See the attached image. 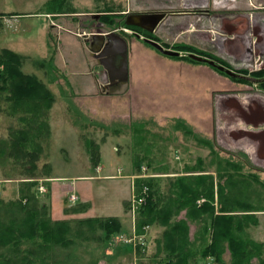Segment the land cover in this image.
I'll list each match as a JSON object with an SVG mask.
<instances>
[{
  "label": "rangeland",
  "instance_id": "rangeland-1",
  "mask_svg": "<svg viewBox=\"0 0 264 264\" xmlns=\"http://www.w3.org/2000/svg\"><path fill=\"white\" fill-rule=\"evenodd\" d=\"M49 1L0 0V49L9 40H15L14 49L23 57L20 66L22 72L35 75L49 89L51 81L58 78L60 83L58 91L55 87L51 91L54 106H58L59 118L51 119L49 124L52 130L49 134L41 132L38 138L40 156L35 168H29L30 163H24L21 154H11L13 147L7 146L0 152V200L7 202L4 197L12 196L21 185H24L21 190L27 189L23 194L28 192L30 188L27 183L34 181L32 192L36 199L34 201L32 198L31 201L34 207L44 203L51 217L52 183L53 186L55 184V202L58 201L60 206V182L65 185L92 183L94 180H81L74 176L105 174L110 179L101 181L102 185L92 190L95 189L96 194L100 195L108 193L105 208L115 215L122 212L124 199L135 193V186L131 187L128 179L131 177H124L132 173L131 166L135 160L148 162L147 167L151 168L148 172L159 175L153 179L163 193H167L171 183L180 176L190 175L188 177H195L191 179L195 180L200 177L198 175L210 173L216 184L224 183L226 177L222 175L230 173L233 174L232 183L237 184L235 189L232 187V194L237 193L235 197L250 203L253 208L251 213L256 219V224L250 225L242 235L256 242H264V90L253 83L257 81L255 79L240 83L207 63L159 54L137 38L134 29L126 23L139 9L191 10V3L202 12L209 10L208 13L212 15L210 20L214 22L216 19L211 10L216 7L213 2L217 1L218 11L224 14L225 28L230 31H224L221 40L212 42L209 39L204 45L194 43V47L223 59L233 71L241 69L251 72L264 69V0L253 3L251 0H60L59 8L51 7ZM125 6H129L126 17L120 13ZM108 10H111L109 16L112 21L103 23L102 16L98 14ZM53 11L74 14L64 16L65 22L62 24L65 29L73 30L78 35L83 31L95 32L101 23L104 31L117 30L115 32L126 40L131 57L134 51L127 82L109 85L108 76L95 59L99 71L96 76L97 89L91 96L88 91L84 93L82 86L88 85V78L84 74L92 67L81 56V47L76 43L73 45L69 37L65 38L68 34L60 33L57 38L54 32H50L51 21L45 14ZM171 19H165V26L158 34L162 39L159 42L165 48L174 49L177 44H185L183 31L186 24L180 22L178 28H170ZM134 39H140L142 43L135 46ZM167 43L173 46L165 45ZM238 43L239 48L234 47L231 52L228 46ZM143 47L158 56L147 55ZM59 48L60 62L57 63L51 56ZM238 52L242 55L240 58L235 56ZM181 53V56L185 55ZM137 55L145 57V62L139 61ZM76 59L80 62L73 64ZM64 62L68 65L65 66ZM204 67L213 69L224 78L216 77ZM6 96V91H0V125L9 126L11 120L7 115L13 114L17 116V121L13 123L19 126L18 118L22 113L9 108L4 100ZM108 139L111 140V151L115 158L118 160L120 157L115 163H111L114 161L109 157L112 152L101 153L100 150L101 144ZM243 149L246 153L241 152ZM91 152L98 154L97 159L92 158ZM101 161L103 169L99 167ZM227 161L240 165L241 169H233ZM107 162L118 168L112 169ZM118 169L121 170L119 174ZM60 176L68 178L60 181ZM40 186L45 189L43 192L39 190ZM1 188L4 191L9 189V194H3ZM72 189L67 194L61 192L64 199L62 205L79 202V193ZM82 191L87 194L90 189L84 186ZM21 192L19 189V200L22 198ZM73 194L77 197L74 203L70 200ZM203 201L204 198H201L198 203ZM28 202L27 198L22 199V203ZM127 205L124 203L127 217L122 225L126 234L132 225H136L135 215L129 216ZM185 212L183 210L181 214ZM198 224L191 222L189 225L190 237L199 236L196 234L200 228ZM151 228L148 233L153 232ZM154 229L157 231L154 237L160 238L163 228L155 225ZM100 233L97 231L96 234ZM115 237L104 245L100 240L78 238L68 249L73 253V264H155L151 256H143L144 253L137 248L139 243L127 246ZM9 246H3L1 250H7ZM111 247L117 252L112 251ZM60 253L62 255V250ZM118 253L124 255L122 260L113 259ZM226 259L228 262L229 258ZM253 262L257 264V259L254 258Z\"/></svg>",
  "mask_w": 264,
  "mask_h": 264
},
{
  "label": "trees",
  "instance_id": "trees-1",
  "mask_svg": "<svg viewBox=\"0 0 264 264\" xmlns=\"http://www.w3.org/2000/svg\"><path fill=\"white\" fill-rule=\"evenodd\" d=\"M49 5L59 8L60 0H50ZM110 13L111 10H108L100 15L103 23L112 21ZM128 26L146 38L157 40L152 33L136 25ZM174 50L184 52L185 55L178 57L190 62L202 63L189 57L188 54L193 53L227 67L223 59L191 45L177 44ZM20 66V55L8 49L1 51L0 91H6L4 100L9 108L22 113L18 118L19 126L14 130L12 141H15L16 146L12 148L14 152L11 154H21L22 161H28L29 168L33 169L40 156L38 138L42 135L41 132L49 134L50 131L46 118L53 97L44 83L35 75L22 72ZM212 68L227 75L216 67ZM240 73L246 77L232 79L247 83V76L254 77L264 90V69L251 73L241 70ZM29 144L32 145L31 150L27 147L28 150L25 151L24 146ZM91 154L92 158L97 159V153V156L94 152ZM143 162L145 161H133L137 171ZM228 164L233 169H241L238 164ZM188 176L190 175L177 177L167 193L160 191L159 184L153 178L136 179L137 193L144 185L149 188L145 202L137 212V233L142 234L145 226L163 227L161 237L156 238L155 251L146 254V257L151 256L155 264H255L254 258L257 259V264H264V242H256L242 235L250 225L256 224V219L251 213L253 208L250 203L235 197L237 193L232 194V187L235 189L237 185L232 183L233 174L222 175L226 177V184H215L210 173L198 175L200 177L195 180H191L195 177ZM33 182L27 183L30 188L28 192L23 194L27 189L21 190L20 200V197L7 202L0 200V211H3L0 212V264H73V253L68 249L78 238L100 240L104 245L113 235L122 231L121 221L117 217L75 219L74 225L69 220H52L44 203L34 207L31 201L32 198L34 201L36 199L32 192ZM23 198H27L29 202L22 203ZM201 198L204 201L198 203ZM86 206L85 203L77 202L68 210L77 213ZM183 210L186 212L179 217ZM191 222H197L200 226L196 232L199 236L195 235L194 238L189 235ZM97 231L101 233L98 235ZM3 246L9 248L2 251ZM227 251L230 254L228 262L224 258ZM207 258L210 259L209 263H206Z\"/></svg>",
  "mask_w": 264,
  "mask_h": 264
},
{
  "label": "crops",
  "instance_id": "crops-1",
  "mask_svg": "<svg viewBox=\"0 0 264 264\" xmlns=\"http://www.w3.org/2000/svg\"><path fill=\"white\" fill-rule=\"evenodd\" d=\"M253 1H255V0H251L252 3H253ZM213 3H214V6L216 5V7H213V9L211 10V14H213V16L216 19L214 22L210 20V18H211L212 15H210L208 13L209 10H205L206 12H202V10H201L202 14H199L198 13V14L195 15L192 12H190V10L185 9V11H188L190 14H187V15H184V16L180 15L178 17H172V19L170 21V24H169V27L170 28L171 27L172 28H178V26L180 25V22L181 23L185 22L186 28H185V30L183 32H184L185 44H187V45L195 46V44L198 45V44H202V43L204 45L209 39L212 42L218 41L219 39L221 40L222 39L221 37L224 36V33L223 32L224 31H227L228 32L230 30H226V28H225V22H224V19H223V17H224L223 15L224 14H222V13H220L218 11V9H217L218 8L217 7V5H218L217 1H214ZM128 10H129V6L128 7L125 6L124 8H122V11H120V13L123 14L124 17H126V15L129 12ZM174 10H182V9H174ZM194 10H197L198 11L200 9H194ZM154 11L155 12H160L161 10L160 9H149V8L148 9H139L136 12H133L134 14H132V15H146L148 13H153ZM197 11H196V13H197ZM101 14H104V13H99L98 15L100 16ZM45 15H47V17L50 18V21H51V23H50V28H51L50 32H54V34L56 35L57 38H59L60 33H63L64 32L65 34H68L65 38H68L69 37V39L72 41L73 45H74V43H76L77 46H80L81 47V56H84V59L87 60V64H89V66L92 67V68H89V70L86 71L85 74H84V76L86 78H88V85H83L82 86L83 87V90L82 91L84 93H85V91L86 92L88 91L89 92L88 95H90V96L92 94H95L96 89H97V87H96V76H97V73L99 72L98 71L97 64H96L97 63L96 62L97 59L92 54V52L88 49L87 42H86L87 41L86 37L83 34L78 35L77 32H75L73 30L70 31V29H65L64 26H63V24H62V22H65V20H64L65 18H63L64 16H73L74 14H72L70 12H65V13L64 12H49V13H46ZM220 15H222V17ZM57 17H60V19L62 18L63 20H60ZM136 21L139 23L136 26H138L141 29L146 30V31L149 32V30H147L146 27L149 26L150 21L146 17H142V18L136 19ZM66 22H69V21H66ZM234 22H237V21H234ZM234 22H233V24H234ZM200 23L202 24L201 26H199ZM237 23L240 24V22H237ZM233 24L231 25L232 28H233ZM164 26H165V20H163L161 23H159L156 26L155 30L150 31V33H152L157 38L156 41H158V42L162 40L161 37H160V35L158 33L161 31L162 28H164ZM79 29H81V28H79ZM139 40L140 39H134V43L133 44L135 46L137 44H141L142 42L139 41ZM175 41H177V40H175ZM14 42H15V40H9L8 42H6L7 43L6 46H4V47H2L0 49V53H1V51L3 49H8V50H11L12 52H14V53H16V54H18V55L21 56L20 52H18V50L14 49V47H15ZM144 43H145V45L147 44L146 42H144ZM163 43H166V42L163 41ZM148 45L149 44H147V46ZM165 45H169L170 47L173 46L172 43L171 44L167 43ZM149 46H151V45H149ZM151 47L153 49H155L160 54V51H158L153 46H151ZM234 47L239 48V43L238 44H233V45L231 44L230 46H228V48H229V50L231 52L234 49ZM143 48L147 52V55L148 54L149 55L152 54L154 56H158L155 52H152V51L146 49L145 47H143ZM167 48H169V47L167 46ZM127 49H128V47H127ZM169 49H171V48H169ZM129 54L130 53H128V74H129L130 68L132 67V64H133V61L131 59L134 58V51H133V56L132 57ZM165 56H167V55H165ZM235 56L238 57V58H240L242 55L238 52ZM47 57H49V54L48 53H47ZM168 57H170V56H168ZM22 58L23 57L21 56V61H22ZM51 58L53 59L54 62L55 61L57 63H58V61L60 62V48L57 50V52L55 54H53V56H51ZM159 58L161 59V57H159ZM137 59L139 61H144V62L146 60L145 57H143V56L139 57V55H137ZM79 62H80L79 59H76L73 62V64L79 63ZM64 65L67 66L68 63L67 62H64ZM204 68L208 69L207 67H204ZM153 70H155V69H153ZM208 70L210 72H212V74H214L216 77L224 78L221 75H219L216 71H213V69L211 70V68H210ZM142 71H143V69H142ZM139 72H140V68H138V73ZM57 79H56V81L53 80L54 82L51 81V83H50V89L47 87L48 86L47 84H44L45 87L50 92L52 91V89H54V87L57 88V91L59 90L60 83H58V80ZM52 92H51V94H52ZM53 106H54V102H52L50 108L47 110V115L48 116H47L46 120H48L47 122H48V125H49V129H51L50 128L51 125L49 124L50 120L51 119H54L55 117L56 118H59L58 115H57V113H58V106L56 105V106H54V108H53ZM59 108H60V106H59ZM262 112H264V111H262ZM262 114L264 115V113H262ZM7 116L11 120L9 126H4L3 127V126L0 125V152L3 151L7 146H9L11 148L12 147L14 148L16 146V143H15V141H12V138L14 136V130L16 128H18V126L13 123L14 120L17 121V116L15 117L13 114L12 115L9 114ZM0 117H2V116H0ZM109 139L106 140L103 144H101V146H100L101 153L103 151H104V153L105 152L106 153H109V151L112 152L111 151V148L112 147L110 146L111 140H109ZM31 146H32L31 144L24 146V150L25 151L28 150L27 147L30 148ZM238 150H241V149L239 148ZM241 152H245L246 153L245 149H243ZM111 154L109 153V155H110L109 157H110L111 161H112V159L114 161V162H111V163H115V162H117L120 159V157H118V160H117L115 158V155H114L113 152ZM106 159L108 160L109 158L106 157ZM111 163H108V164L111 166L112 169L118 168L116 166L113 167V165ZM145 164L146 163L143 162L142 163V166H144ZM99 167L101 169H103L102 161L100 162V166ZM131 168L133 170L132 173L128 174L126 177H131L132 178V179L131 178H128L130 180V186L132 187V185L135 184L136 179H138L136 177L137 176L139 177L140 174L143 175V172L139 173V170L137 171L135 169V166L133 165V163H132ZM150 169L151 168L147 167V173L148 174L145 177L155 178V177L159 176L157 173H154V172H151L150 173V172H148V170H150ZM119 171H121V170L118 169V171H117L118 174H119ZM104 175H97V176L94 175V176H90L88 174H78V175L74 176V178L81 179V180H88V181L94 180V182H92V183L86 182V183H78V184L73 183L72 185H65L64 183H61L60 182V206H59L58 201L55 202V196H54L56 194L55 193V189H54L55 184L53 186V183H52V189L50 190V196H51V200H52V204H51V208L52 209H51V212L50 213H51L52 220H60V221H62V220H69V221H72V223H74V220L75 219L117 217L121 221L122 225L124 226V221L126 220V217H127L126 212L124 211L125 210L124 203L125 204L126 203L128 204L126 206V208H128L127 209V212H128V214H129L130 217L132 216V213H131L130 207H129V205H130L129 204V201H130V197L131 196H129L128 199H124L122 212H120V214L112 215L111 214V211L108 208H105L106 207L105 204H106V199L108 197V193H104V194L100 195V194H96L95 189L92 190L95 187H97V188L100 187L102 185V182L101 181L110 179V178L105 177ZM67 178L68 177H62V176H60V179H61L60 181L65 180ZM5 179H9V178H5ZM7 186H9V185H7ZM22 186H24V185H21V187H17L15 189V191H14L15 193L12 194V196L6 197L7 195L6 196L4 195L5 196L4 197V200L5 201H10V200H13V199L18 198L19 197V189L21 191ZM84 186H88V189H90V192H91L90 195H89L90 192H88L86 194V192L82 191V189H83ZM131 187H130V193L132 192V188ZM72 188H75L76 189L77 194L79 193L78 194L79 197H80L79 203H81V204H84L85 203L87 205L86 208L83 211H80V212H77V213H72V212H70L68 210V209L71 208L72 205H67L66 206V205H62L61 204V203L64 202V199L61 196V192H64L65 194H67L69 192V189L70 190H73ZM1 190H2L1 192L3 194L4 193L5 194H9V189H8V191H6V190L4 191V189L1 188ZM130 195H132V193ZM98 196L99 197L101 196V197L99 198ZM103 198H104V200H103ZM100 200L102 201V203H100ZM59 209H60V211H59ZM98 210H101V212L98 213ZM182 216H183V214H181L179 217H182ZM154 226L155 225L149 226V228L144 233L143 240H144L145 246L144 247L143 246L137 247L139 250H141L142 253H144V255L145 254H147V255L148 254H152L155 251V244H156V241L157 240H156V237H154V236H156L154 234H156L157 231H156V229H154ZM150 227L153 228V229L151 228L153 232L148 233ZM134 228H133V225H132V229H130V232L128 234H131L133 232V229ZM135 230H136V228H135ZM124 231H126V230H124ZM124 231L122 230L121 232L125 233ZM127 246H131V245H127ZM146 248H147V250H146ZM112 249L113 248L111 247V250ZM108 251H110L109 248H108ZM114 252H117V251L114 250ZM123 256L124 255H121L120 253H118L117 256L116 255L113 256V259H115V260H120L121 259L122 260L123 259ZM229 256H230V254L227 251L224 254L225 260H227L226 258H229ZM102 258L109 259L106 256H102ZM208 261H210L209 258H207L206 263Z\"/></svg>",
  "mask_w": 264,
  "mask_h": 264
},
{
  "label": "water",
  "instance_id": "water-1",
  "mask_svg": "<svg viewBox=\"0 0 264 264\" xmlns=\"http://www.w3.org/2000/svg\"><path fill=\"white\" fill-rule=\"evenodd\" d=\"M193 3L190 4V8H197ZM197 10H190L193 14ZM173 13V12H171ZM168 15L163 12H153L146 15H131L129 21L125 22L127 24L137 25L139 24L136 19L146 17L150 24L146 27L147 30L153 31L156 26L161 23ZM137 37H140L138 33H135ZM144 41L156 48L162 54L178 57L181 55L179 51L166 49L157 41H154L149 38H144ZM87 46L92 54L97 57L99 60L100 66L105 70V73L108 76V84L116 85L118 83H125L129 79L128 74V49L126 40L121 37L116 32L104 31L102 28L97 29L95 32H91V35L87 37ZM190 58L195 61L205 62L210 66L216 67L220 71H224L230 77H242V75L237 74L229 68H226L223 65L217 64L214 60L202 57L193 53L188 54Z\"/></svg>",
  "mask_w": 264,
  "mask_h": 264
},
{
  "label": "built area",
  "instance_id": "built-area-1",
  "mask_svg": "<svg viewBox=\"0 0 264 264\" xmlns=\"http://www.w3.org/2000/svg\"><path fill=\"white\" fill-rule=\"evenodd\" d=\"M7 22L10 24L9 20ZM123 30L126 31V29H123ZM142 172H143V175H141V176H146L147 175L146 168L144 166L142 167ZM39 190L41 192H43L45 189L42 186H40ZM148 192H149L148 187L144 186L142 188V191H141L140 195H136V194L132 195V197L130 199V211L132 213V216H134L135 213L137 212L138 208L141 205L144 204L145 199H146V195L148 194ZM70 200L72 202H76V200H77L76 195H74V194L70 195ZM145 229H147V227H145ZM143 237H144V235H137L135 233V230L133 229L132 234H130V235H128V234H118V235H116L115 238H117L116 240H118L119 242H121L123 244H129V245L136 246L137 243H139V242H141V244H143V242H142L143 241Z\"/></svg>",
  "mask_w": 264,
  "mask_h": 264
},
{
  "label": "flooded vegetation",
  "instance_id": "flooded-vegetation-1",
  "mask_svg": "<svg viewBox=\"0 0 264 264\" xmlns=\"http://www.w3.org/2000/svg\"><path fill=\"white\" fill-rule=\"evenodd\" d=\"M161 11H163V12H165L168 16L166 17V18H172V17H178V16H180V15H182V16H184V15H187V14H190L188 11H185V10H162V9H160ZM152 11V10H151ZM146 12V11H145ZM155 12V11H154ZM171 12H173V13H171ZM202 14V12H201V10H198L197 11V14ZM165 18V19H166ZM100 25H102V24H100ZM100 25H98L97 26V29H99V28H101L100 27ZM97 60H99L97 57H95ZM240 71H241V69L239 70V71H235L237 74H239V75H242V76H245V75H243V74H241L240 73ZM256 71V70H255ZM249 72V71H248ZM251 72H253V71H251ZM251 72H249V73H251ZM238 77V76H237ZM246 77V76H245ZM249 79V81H250V79H254V78H252V77H250V76H247ZM256 80V79H255ZM258 82L259 81H256V82H253V83H256V84H258Z\"/></svg>",
  "mask_w": 264,
  "mask_h": 264
}]
</instances>
